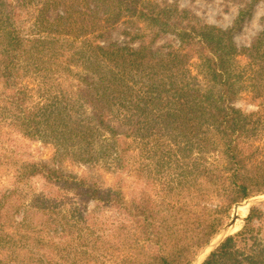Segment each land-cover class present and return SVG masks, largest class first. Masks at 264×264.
I'll return each instance as SVG.
<instances>
[{
  "label": "trees",
  "instance_id": "trees-1",
  "mask_svg": "<svg viewBox=\"0 0 264 264\" xmlns=\"http://www.w3.org/2000/svg\"><path fill=\"white\" fill-rule=\"evenodd\" d=\"M260 195L264 30L239 47L177 2L0 0V264H193ZM202 264H264L263 207Z\"/></svg>",
  "mask_w": 264,
  "mask_h": 264
},
{
  "label": "rangeland",
  "instance_id": "rangeland-1",
  "mask_svg": "<svg viewBox=\"0 0 264 264\" xmlns=\"http://www.w3.org/2000/svg\"><path fill=\"white\" fill-rule=\"evenodd\" d=\"M159 1L161 3L177 2L181 8L191 10L194 14H196L199 18L204 20L206 23L216 25L226 30L233 29V34L235 36V40L239 47L250 46L253 40L257 37V35L261 31L264 30V1L258 3L252 9V11L247 13V15L244 16L243 18H241V12L243 10L248 9V5H247L249 2L248 0H159ZM114 39L118 41L125 40L123 29L118 31L115 34ZM167 41H174V38L167 36L161 41V43H165ZM247 62L248 61L245 56L240 57V63L243 67L247 65ZM197 63H198L197 59H194L192 61V69L195 74H197L198 72ZM250 74L251 72L249 71L248 85L250 84V86L252 87L254 86L253 88H255L254 84L258 82L256 79H253V75L251 74L250 76ZM252 96H253V93L251 91H247L235 103V105L247 112L258 109L256 105L251 103V101L253 100ZM21 146H22L23 152H26L27 154V155H24L25 157H30V158L37 159V160H51L54 157L55 149L52 145H45L43 142H31V141L21 140ZM220 161H221L220 162L221 165L223 166L225 162L223 160H220ZM111 163L112 162H110V164ZM149 164L150 165L147 170L148 177H146V181L155 182V180H157L156 178L161 176V173H160L159 168L157 167V163H153L150 161ZM68 168L69 170H74L78 173H81L82 170H85L81 167H77L71 164L68 165ZM149 177L152 179L149 180ZM131 181L134 182L136 180H129L126 184V188L130 186L129 188L131 190H135V191L137 190V192L140 193V190H141L140 183L138 185L136 184L131 185L130 184ZM26 189L28 191H31L32 194L36 196L43 194L44 191L46 190L45 183L42 182L41 180L34 181L31 186H26ZM260 196H264V195H260ZM241 204H238L234 208L233 214L236 210H238L241 216H245L248 214L247 212L244 211V208L247 206H240ZM259 205L263 207L264 209V204H259ZM89 206L93 208V203H90ZM254 206H257V205H254ZM248 211H249V207H248ZM245 222L243 223L240 221V227L238 230H240L244 226Z\"/></svg>",
  "mask_w": 264,
  "mask_h": 264
},
{
  "label": "water",
  "instance_id": "water-1",
  "mask_svg": "<svg viewBox=\"0 0 264 264\" xmlns=\"http://www.w3.org/2000/svg\"><path fill=\"white\" fill-rule=\"evenodd\" d=\"M259 204H264V196H257L251 198L241 204L240 206L249 207L248 214L245 216H241L238 210H236L233 214L231 221L223 228V230L219 233L215 240L199 254L193 264H202L220 246L223 241H225L230 235L236 232L234 231V229L236 227L237 222L241 221L244 223L250 216L253 206Z\"/></svg>",
  "mask_w": 264,
  "mask_h": 264
},
{
  "label": "bare ground",
  "instance_id": "bare-ground-1",
  "mask_svg": "<svg viewBox=\"0 0 264 264\" xmlns=\"http://www.w3.org/2000/svg\"><path fill=\"white\" fill-rule=\"evenodd\" d=\"M244 211L248 213V207H245V208H244ZM239 227H240V221L237 222L234 231H237V230L239 229Z\"/></svg>",
  "mask_w": 264,
  "mask_h": 264
}]
</instances>
